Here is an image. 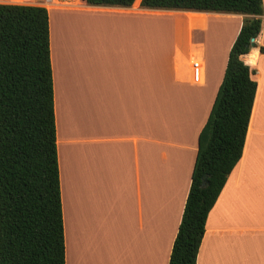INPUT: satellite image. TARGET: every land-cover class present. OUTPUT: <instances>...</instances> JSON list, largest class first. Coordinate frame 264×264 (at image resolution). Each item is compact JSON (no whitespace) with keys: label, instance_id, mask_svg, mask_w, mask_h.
<instances>
[{"label":"crops","instance_id":"1","mask_svg":"<svg viewBox=\"0 0 264 264\" xmlns=\"http://www.w3.org/2000/svg\"><path fill=\"white\" fill-rule=\"evenodd\" d=\"M42 1L0 4L48 12L65 264H168L199 134L243 16L144 9L141 0L129 8ZM262 9L256 47L240 57L256 82L242 155L208 213L196 264H264V0ZM137 16L163 29L180 20L170 56L136 37ZM217 20L237 27L207 58L194 28Z\"/></svg>","mask_w":264,"mask_h":264},{"label":"trees","instance_id":"2","mask_svg":"<svg viewBox=\"0 0 264 264\" xmlns=\"http://www.w3.org/2000/svg\"><path fill=\"white\" fill-rule=\"evenodd\" d=\"M129 8L135 0H83ZM144 9L242 15L198 150L168 264H196L208 213L242 155L256 93L262 0H141ZM264 53V48H260ZM0 264H65L48 12L0 4Z\"/></svg>","mask_w":264,"mask_h":264},{"label":"rangeland","instance_id":"3","mask_svg":"<svg viewBox=\"0 0 264 264\" xmlns=\"http://www.w3.org/2000/svg\"><path fill=\"white\" fill-rule=\"evenodd\" d=\"M37 2H43L42 0H37ZM158 19L156 18H143V17H138L136 18V37L138 39H144V40H152V41H158L161 42V46H157L154 43L153 46V54H158L161 56H170V51L168 45L170 42L173 40L175 37L174 35V25H180V20H176L175 24H173V21L171 19H167L169 23L164 21L165 23L164 26L167 28H161L158 26H155L152 24V22L156 21ZM171 20V21H170ZM133 23V21H131ZM218 25L213 27L211 26L208 29H200L199 34H198V29L194 28L193 32V37L195 39H200L201 44H204V50L206 51L207 58H212L213 54L216 55V53L219 52L220 47L222 48L223 51L225 46L229 43L230 41V31L231 29H234V32L236 30V24L232 21L225 22L224 25H220V22L218 21ZM234 23V24H233ZM88 24V23H87ZM225 28L227 30V33H225ZM221 32L223 35H221ZM98 33V31H97ZM229 35V39L226 42L225 35ZM234 34V33H233ZM178 38L181 40H188V36L185 35V33H179ZM222 39V40H221ZM226 42V43H225ZM225 43V45H224ZM170 46V45H169Z\"/></svg>","mask_w":264,"mask_h":264},{"label":"built area","instance_id":"4","mask_svg":"<svg viewBox=\"0 0 264 264\" xmlns=\"http://www.w3.org/2000/svg\"><path fill=\"white\" fill-rule=\"evenodd\" d=\"M22 0H20V2H21ZM46 3H49L51 0H44ZM20 2H17V3H20ZM192 66H193V69L194 70H198L199 69V65H198V63L197 62H194L193 64H192Z\"/></svg>","mask_w":264,"mask_h":264},{"label":"water","instance_id":"5","mask_svg":"<svg viewBox=\"0 0 264 264\" xmlns=\"http://www.w3.org/2000/svg\"><path fill=\"white\" fill-rule=\"evenodd\" d=\"M254 47H256V44L254 42V39H251V48H254Z\"/></svg>","mask_w":264,"mask_h":264},{"label":"bare ground","instance_id":"6","mask_svg":"<svg viewBox=\"0 0 264 264\" xmlns=\"http://www.w3.org/2000/svg\"><path fill=\"white\" fill-rule=\"evenodd\" d=\"M17 1V0H16Z\"/></svg>","mask_w":264,"mask_h":264}]
</instances>
